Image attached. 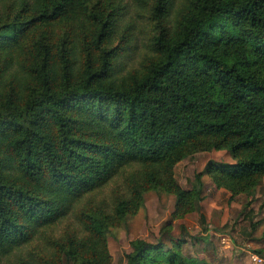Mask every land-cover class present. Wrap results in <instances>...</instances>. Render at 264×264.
<instances>
[{"label":"trees","instance_id":"obj_1","mask_svg":"<svg viewBox=\"0 0 264 264\" xmlns=\"http://www.w3.org/2000/svg\"><path fill=\"white\" fill-rule=\"evenodd\" d=\"M211 150L233 161L182 188L176 163ZM204 174L231 196L264 177V0H0V264H113L110 228L151 190L198 210Z\"/></svg>","mask_w":264,"mask_h":264},{"label":"rangeland","instance_id":"obj_2","mask_svg":"<svg viewBox=\"0 0 264 264\" xmlns=\"http://www.w3.org/2000/svg\"><path fill=\"white\" fill-rule=\"evenodd\" d=\"M145 18L139 19L142 25L146 24ZM138 37L140 47L144 46L147 34ZM138 56L134 55L135 61ZM232 161L225 150L194 152L176 163L175 180L182 188L191 189L197 185L195 174L208 162ZM202 180L204 198L200 207L182 217L171 216L174 195L147 192L144 205L135 214L107 231L113 264H129L127 254L132 251L130 242L134 238L150 243L161 239L163 247L174 246L186 257L203 259L208 264H264V177L257 186L233 196L216 187L206 174ZM62 260L63 264H74Z\"/></svg>","mask_w":264,"mask_h":264}]
</instances>
